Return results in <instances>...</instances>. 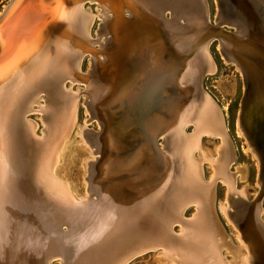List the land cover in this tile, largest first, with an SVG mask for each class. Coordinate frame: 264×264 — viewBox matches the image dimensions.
Returning a JSON list of instances; mask_svg holds the SVG:
<instances>
[{
	"label": "bare ground",
	"instance_id": "6f19581e",
	"mask_svg": "<svg viewBox=\"0 0 264 264\" xmlns=\"http://www.w3.org/2000/svg\"><path fill=\"white\" fill-rule=\"evenodd\" d=\"M108 1L114 8L110 23H105L110 14L103 16L108 45L101 49L103 59L99 57L102 54L92 56L94 67L86 77L96 115L102 118L97 152L86 145L87 139L79 131L87 154L101 156L97 164L90 163L89 170L87 161L92 160H87L88 155L82 157L85 196L70 194L72 183L66 178L68 169L65 170L69 166L58 163L67 152L66 139L76 120V95L64 86L60 89L50 84V78H56L61 71L72 74L70 58L74 50L80 46L81 54L86 47L83 35L89 33L91 21L82 10V2L80 10L70 4L74 43L64 44L57 51L54 62L58 58L60 67L39 74L34 82L23 87L22 96L19 94L16 99L18 107L25 110L23 116L15 110L0 116V264H50L53 258H57V264H123L132 256L157 247L163 249L159 252L162 260L175 264H231L220 253L228 242L218 232L211 202L215 180L225 183L229 196L233 193L232 176L226 174L233 157L223 121L210 98L200 97L197 112L192 111L199 78L215 68L210 55H206L211 42L185 62V73H173L176 87L172 91L165 84L163 89L158 79L162 72L171 69L172 63L187 60L178 49L187 51L193 41L213 30L203 23L209 22L203 0ZM230 1L235 9L227 0H217L222 16L232 23L220 22L218 15V25L236 30L231 40L219 38L217 42L224 58L244 76L239 132L259 161L258 178L264 193V0ZM25 3L26 0L10 1L0 16V31ZM42 3L31 1L27 5L37 8ZM124 5L132 10L123 11L121 18L125 19H120L117 13ZM155 9H170L172 17L164 25L170 30L165 31L151 15ZM175 38L179 40L178 46ZM191 82L198 84L192 92ZM43 91L51 100L40 106L44 129L38 138L26 114L32 108L33 97ZM86 104L89 107L92 103ZM190 120L195 130L186 136L183 127ZM165 127L170 129L159 136L158 131ZM203 133L218 135L222 141L220 157L210 161L213 175L208 183L202 182L200 168L208 155L194 153ZM152 136L155 144L151 142ZM159 137L163 139L161 146L155 142ZM138 147L143 152L135 154ZM99 154L95 157L99 158ZM87 194L90 201H84ZM190 204H194L196 212L186 219L182 212ZM226 204L234 206L239 228ZM209 210L212 221L208 218ZM221 210L240 239L239 246L233 248L235 258L246 264H264V233L255 203L226 200ZM175 223L180 231L182 228L180 234L172 233Z\"/></svg>",
	"mask_w": 264,
	"mask_h": 264
},
{
	"label": "rangeland",
	"instance_id": "374dc122",
	"mask_svg": "<svg viewBox=\"0 0 264 264\" xmlns=\"http://www.w3.org/2000/svg\"><path fill=\"white\" fill-rule=\"evenodd\" d=\"M11 0H0V16L5 12L7 9L8 4ZM231 5L232 9L234 7L233 2L230 0H227ZM203 3L205 5L207 13V18L209 22H214L215 20L219 19L222 22H226L230 25L229 19L222 16V13L220 11V7L217 3V0H203ZM82 10L89 14L90 16V24L88 31L94 35L96 32V29L98 27V24L101 20L103 23L101 26V29L104 31V17L102 14V18L100 19L97 15L99 12V8L94 3H87L86 6H83ZM221 13V15H220ZM168 15V14H165ZM229 20V21H228ZM230 23V24H229ZM230 30H234L235 28L228 27V26H222ZM232 28V29H231ZM106 36L109 38V36L106 33ZM104 39V41H107V39ZM219 42V41H218ZM216 40L212 41L210 44H208L206 55H210L215 68L211 72L203 73V76L200 78V87L198 88V93L195 96L194 100V107L193 112H197V109L199 108V100L200 97H207L212 105L214 106L215 110L217 111V114L223 121L224 127H225V134L226 139L230 147V152L232 154L231 158L232 160L229 162L228 169L226 170V174L228 176H232V182H233V193L232 195L227 194V187L225 183L223 184L222 180H215V194L213 197V200L211 202V208H213V217H216L217 225L219 226L220 230L218 231L220 233V236L225 240L227 246H222L220 249L221 255L225 258L226 262H231V264H246L243 261H239L238 258H235V251L233 248L239 246L240 239L237 237V233L234 227L229 221V219L226 217L225 212L221 210V204H223L226 200L235 203H243V204H254L257 206L258 210V222L260 229L264 233V196L260 200V202L257 204L254 200L256 193L259 191L260 188V164L259 161L253 156V154L248 150V142L246 138L239 132V103L242 96V93L244 92V76L243 73L236 67L233 63L229 62L224 58V56L221 54L220 46ZM208 53V54H207ZM101 55V54H100ZM100 59H103V54L99 56ZM98 57V59H99ZM88 56H82L80 59V66L83 70L90 68V66L94 67V60L93 58L89 59ZM92 71H89L87 73V76L91 74ZM186 72V71H185ZM184 72V73H185ZM88 91V87L86 83L84 86H80V84H70L64 85V89L67 91H70L71 93L76 95V120L70 129V132L68 133V137L66 139L67 144V152L64 154L63 157H59L58 163L64 164L68 169L66 172V178L70 180L71 188H69L70 194L73 193V195L76 196H85L86 189L85 185L82 181L83 177L82 174L84 172L83 164H82V157H86L88 154L82 144L80 143V140L82 136L87 139V146L91 145V149L93 151H96V147L99 145L98 139L101 135L102 131V118L100 115H96V107L94 106L93 102L91 101L90 94H88L86 100H84L83 96L78 97V92L82 89H86ZM77 93V94H76ZM89 93V91H88ZM44 93L45 98L43 99L44 95H39L38 100L32 104L31 111L28 116L26 114V119L29 122L30 125H32V130L34 136L42 137L44 127V121H43V114L41 111L34 110L36 107L44 106V104H48L50 102V96ZM45 100V101H44ZM85 101V103L83 102ZM90 101L92 104L87 106L86 103ZM198 101V102H197ZM241 106V105H240ZM90 111V112H89ZM95 113V114H93ZM90 115V118H89ZM30 117V118H29ZM97 119L99 123L97 122ZM89 119V120H88ZM194 122L190 120L188 123H186L183 127V134L188 136L192 134L195 130ZM81 127V128H80ZM34 128V129H33ZM44 129V128H43ZM95 130V131H94ZM42 131V132H41ZM82 133V136L79 134ZM159 146H161L163 139L162 137L158 138L157 141ZM97 144V145H96ZM222 141L221 138L217 135H209L206 133H203L200 135L199 139V148L195 150V154L197 156L205 154V152L208 155V159H204L200 164V168L202 170V182L208 183L210 181L211 176L213 175L212 167L210 165V161H212L215 157H220L219 151L221 150ZM219 149V150H218ZM200 150V151H199ZM219 152V153H218ZM99 153H95L91 156L88 155L87 160H92V164H97V162L100 160L101 156L99 154V158H96L95 155ZM68 158V160H66ZM222 159V158H221ZM96 160V161H95ZM228 171V172H227ZM259 174V175H258ZM259 177V178H258ZM92 180V177H90ZM89 178V179H90ZM262 189V188H260ZM261 191V190H260ZM72 195V196H73ZM74 197V196H73ZM238 197V198H237ZM170 205V203H169ZM167 203V206H169ZM227 207H229L228 211L231 214V218L233 222L237 223V227H240V221L236 218V210L234 206H229V204H226ZM232 208V209H231ZM169 210V209H168ZM166 213L168 211H165ZM196 212L194 204H190L186 206L182 212L183 216L186 219H189L192 217V215ZM165 213V214H166ZM210 217V218H209ZM208 218L212 221V216L209 210ZM238 227V228H239ZM66 227L63 226L62 229L65 231H68V229H65ZM178 224H173L171 229L172 233H181L179 230ZM241 234L243 237H246V234L244 231L240 228ZM240 233V232H239ZM224 247V248H223ZM228 248V249H227ZM162 248L157 247L155 249L146 250L144 252L138 253L132 258L127 259L126 262L123 264H175L174 262L170 261H164L162 260V254L159 252H163ZM231 250V251H230ZM242 251H244L243 247L241 248ZM234 252V253H233ZM162 258V259H161ZM61 259V258H60ZM235 260H238L234 262ZM59 262V261H58ZM50 264H57V258H53L52 261H50ZM60 264V262L58 263Z\"/></svg>",
	"mask_w": 264,
	"mask_h": 264
},
{
	"label": "water",
	"instance_id": "95a60500",
	"mask_svg": "<svg viewBox=\"0 0 264 264\" xmlns=\"http://www.w3.org/2000/svg\"><path fill=\"white\" fill-rule=\"evenodd\" d=\"M31 1H39V0H26V3L22 5V7L13 14L11 19L7 20L0 31V116L4 117L8 115L9 112L12 111L18 113L19 116H23L25 110L21 107H18L16 103V99L18 98L20 92L24 91L26 85L34 82L38 75L44 73L46 71L54 70L55 67H60V63L58 62V58L54 62L55 55L59 48L64 44H68L72 41L73 33L72 24H73V14L72 9H70V4L75 5L76 9L80 10V2L82 7L86 6L87 3H94L99 8V12L97 13L98 17H105V23H110V20L113 18L112 14L114 13V8L111 3L106 0H71L70 3H67V0H41L43 3L38 6L30 7L27 4ZM144 3V2H143ZM59 6V9L57 8ZM132 8L128 5H124L123 9L117 13L118 18H121L123 11H131ZM156 10V9H155ZM143 12V10L141 11ZM168 14L166 16L165 14ZM144 13V12H143ZM124 14V13H123ZM148 15V14H147ZM158 21L162 24L163 29L165 31L170 30L169 27H164L170 21L172 14L170 13V9H160L156 10L154 13H151ZM126 17L130 15H125ZM152 18V17H151ZM155 19V20H156ZM183 19V17H181ZM221 22V21H220ZM206 27L211 26L213 30L208 34L203 36L202 38L193 41L190 48L185 51L184 49H178L181 53H184L187 57V60L182 62L181 64H173L171 65V69L165 72H162L159 75V82L161 80V87L163 85H168L167 90L172 91V88L176 87V78H172L173 73H177V75H181L185 70H187V66L185 62L190 61L199 50H201L207 43L212 42L214 40H218L219 38H225L226 40H231L233 33L235 31L227 29L225 27H220L218 25V20H215L213 23L208 22L205 23ZM2 24V23H1ZM0 24V25H1ZM102 22L100 20L98 27L96 29V33L93 35L90 30L89 33L83 35V40L85 41L86 47L82 50L80 54V46L76 50H74V54H72L70 58V64L72 65V74L69 75L66 71L59 73L56 78H50V84L57 85L60 89L62 86L70 84H80V86H84L87 82L86 77L89 71H92V67H88V69L83 70L80 66V56H88L92 58L93 55L103 54L102 47L108 45V41H104L106 39V33L102 31L101 26ZM7 26V30H4V27ZM76 27V25H74ZM205 27V28H206ZM208 30V28H206ZM206 30V31H207ZM236 30V29H234ZM108 32V31H107ZM76 36L78 37V41L80 42V32L77 31ZM169 37L172 34L168 35ZM211 40V41H210ZM74 41V40H73ZM176 45H179V40L176 38L173 40ZM74 43V42H71ZM58 47V49H57ZM63 49V47H62ZM72 61H75V65L72 64ZM70 67V65H69ZM204 71V69H203ZM70 72V70H68ZM201 72V71H200ZM202 73V72H201ZM168 78L171 79L168 81ZM200 79V78H199ZM199 82V81H198ZM191 91H194V86L198 87L196 82L192 83ZM193 88V90H192ZM164 89V88H163ZM45 91L41 92L44 95ZM39 93V95H41ZM77 94V93H76ZM88 91L86 89H82L78 92V97L88 96ZM165 95V94H164ZM22 96V94H20ZM93 96V95H92ZM193 96V95H192ZM76 97V96H75ZM91 97V96H90ZM244 97V92L242 93L240 103H239V114L241 113V101ZM15 98V101H12ZM37 95L33 97L31 103H35L37 101ZM43 99H46L43 97ZM83 102L85 103V101ZM169 100V97L166 98ZM45 101V100H44ZM182 101V100H181ZM180 102H178L179 104ZM177 106V105H176ZM41 107H36L34 110H40ZM183 108V107H181ZM28 111V110H27ZM33 111L30 110L27 112L28 114ZM14 112V113H15ZM90 112V111H89ZM7 113V114H5ZM16 114V113H15ZM30 118V117H29ZM90 118V115H89ZM89 120V119H88ZM178 121V120H177ZM177 126V123H176ZM170 128L165 127L162 131H158L159 136L164 135L168 132ZM95 131V130H94ZM155 136L151 137L152 144L154 143ZM157 140V139H156ZM155 140V142H157ZM140 147L137 148V153H142L143 151H138ZM151 150V148L149 147ZM96 161V160H95ZM92 161H87V169L89 170V165ZM88 175H86V179ZM262 185L260 184V188ZM259 188V191L256 193L254 200L258 204L264 193L262 189ZM261 190V191H260ZM88 191V189H87ZM90 191V190H89ZM88 191V192H89ZM92 192H89V194ZM87 194L84 201L90 198V195ZM96 194V193H94ZM97 195V194H96ZM90 201V199L88 200ZM74 204H72L73 206ZM62 209V208H61ZM228 213V211L226 212Z\"/></svg>",
	"mask_w": 264,
	"mask_h": 264
}]
</instances>
